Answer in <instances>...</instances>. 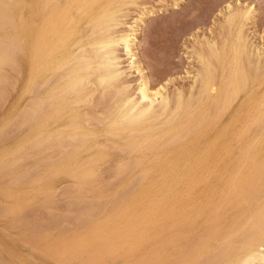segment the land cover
Here are the masks:
<instances>
[{
  "label": "bare ground",
  "instance_id": "6f19581e",
  "mask_svg": "<svg viewBox=\"0 0 264 264\" xmlns=\"http://www.w3.org/2000/svg\"><path fill=\"white\" fill-rule=\"evenodd\" d=\"M139 4V0H0V96L11 78L4 67H16L17 54L28 67L31 94L21 114H16L23 119H17L19 125H27V139L22 137L25 141L13 144L5 155L0 152V169H8L12 162L2 165L3 156H12L13 165L29 160L25 171L5 170L11 181H4L17 186L36 178L38 190L48 194V179L39 178L38 168L71 178L70 188L67 184L62 188L70 194H61L72 193L66 198L71 209L65 214L73 212V218L68 217L74 222H67L76 224L83 242L94 244L95 251L117 264L116 247L136 248L137 232L150 224L161 240L148 239L145 249L164 264L170 255L168 264H264V42L251 41L244 28V22L254 20L255 10L228 5L221 49L213 51L219 42L209 37L198 43L209 48L208 56L216 57L217 64L201 49L195 50L200 65L187 90L167 91L150 85L138 57L143 15L153 11L139 6L138 15L126 23L128 8ZM120 50L127 57L125 67ZM133 73L138 75L135 88L127 79ZM110 150L117 152L112 155ZM103 160L114 162L113 173L109 167L106 171L118 179L107 201L111 177L105 179L106 185L99 176L98 163ZM30 165L35 171L27 168ZM88 183L95 189L83 187ZM12 199L21 205L23 196L16 192ZM202 200L201 206H208L203 216ZM50 215L51 219L48 215L42 219L51 220L43 222L46 229H68L66 222L59 224L61 215ZM111 215L112 224L103 228ZM146 261L138 263H152Z\"/></svg>",
  "mask_w": 264,
  "mask_h": 264
},
{
  "label": "rangeland",
  "instance_id": "374dc122",
  "mask_svg": "<svg viewBox=\"0 0 264 264\" xmlns=\"http://www.w3.org/2000/svg\"><path fill=\"white\" fill-rule=\"evenodd\" d=\"M139 3L141 4L138 5V8L135 6H131V7L129 6L130 7L128 8L129 10L127 9L128 17H126L125 19H126V23L131 22L133 20V17L138 15V13L141 10L140 8H142L143 6H144L143 7L144 9L142 8L143 10L153 11L151 12L150 15L149 14L143 15V22L141 23L142 32L140 31L139 35L137 36L138 42L140 43L138 47V57L140 58L142 62V66L145 69V72L150 77V80H151L150 85H152V87L163 86L167 91L168 90L173 91V89L180 88V87H183L184 91L187 90L192 76L196 73V69H198L200 65L198 63V60H197V57L194 51L195 50L200 51L201 49L202 53L207 56L210 51L206 45L199 46L198 43H202V41L205 43V41H208L209 39H210L209 41H211L212 39H215L219 43L216 42L218 47L215 45V47L213 48V51H216L217 49H221L220 47L222 44L221 40L223 41V38L222 36H220L222 35V33L220 32H223V37H224L225 36L224 34H226L225 31H227L226 27L228 26L223 24L222 21L225 18V16H227V14L230 12L228 5L231 6V9H237V8L239 9V8H245V7L254 8L255 10L254 20L253 21L248 20L244 22V28H245V31L248 37L249 38L251 37V41H253L254 43H259V44L264 42L263 41L264 39V0H139ZM133 8H135L136 10ZM237 22H239V20ZM231 31H232L231 32L232 35L234 34V32H236V27L234 25L231 27ZM219 36L222 39H220ZM259 36H261L263 39L262 38L260 39ZM262 44L264 45V43ZM119 54L122 59L121 60L122 65L125 67V65H127L126 63L127 57H125L126 55H124V53L121 50ZM20 56L23 57L22 54L20 55L17 54L16 56L18 65L20 67H18L17 63H15L17 66L16 67L13 66L12 70H10L11 67H7V66L4 67V70L6 71L5 73L6 74L8 73L10 75L8 76L11 78L7 80L8 82L6 81L7 82L5 83L6 86H3L4 88H2L4 90V92L2 93H5V94L3 95L1 94L0 96L2 97L0 99V127H1V124L5 126V127L2 126L3 130L1 128V131L3 132L0 131L3 135V136L0 135V152L2 151V155H5V153L8 152L13 147L12 146L13 144L15 146L16 142L18 143V144L16 143V145H19V142L20 143L23 142L25 137L27 139V135H26L27 125L24 126L26 123L22 122L21 123L22 126H20L19 123L23 119L21 120L20 116L17 117V115L19 114L18 112L22 111L21 109L25 108V106L27 105L31 97V94L29 93L27 89L28 67L25 62L21 61L22 58ZM208 57L210 58V56ZM210 59L212 60V63L217 64L216 57H211ZM17 67L18 69H16ZM128 77L129 78L127 79L131 81L129 82L134 87L137 82L135 79L136 77H138V75L136 73H133V74H130ZM9 81L11 82V84H9L10 83ZM97 107L99 108L100 105L98 104ZM17 119L21 121L18 122ZM5 123H7V126L5 125ZM22 137H24V139H22ZM17 138L18 140L19 139L20 140L18 141ZM4 148L6 150L8 148L10 149L6 151ZM24 148L27 150L29 148V145L25 144ZM112 150H110V152ZM116 152L117 151L115 150V153ZM30 153L34 155L33 150H30ZM3 157L4 158L6 157V158L5 159L3 158L2 165H7L9 161H12L8 164L9 168L12 170L11 174H15V173L17 174L21 171H25V168H26L25 164H27V161L29 160L27 158H26L27 160H24L23 162L21 160V164H19L20 161H18V164H14L15 166L16 165L18 166L15 168V166L12 164L13 163L12 156L7 155ZM108 163H111V162L109 160H103L99 162L98 170L100 171L102 169L99 173L100 174L99 176L102 177L101 180L104 181L106 185L109 181L111 182L113 180L112 183L109 182V184L107 185V186L110 185L109 189L108 187H105L109 190V193L107 192L108 194L105 193L104 195L106 197L108 195L111 197L113 195H110V194L114 192V189H113L114 187L112 185L115 184L114 179L116 177L112 178L113 174L111 173L109 175V171L110 172L112 171L113 173V170L111 169V167L114 162L112 161L111 164H108ZM29 164L32 165V163H29ZM31 165L30 167L28 166L27 168H31ZM102 167L104 168V170ZM108 167H109V171H106V169L108 170ZM9 168L6 169V167H4L3 168L4 170L0 169V172H1L0 189L4 191L2 193V191L0 190V209H2L3 211L5 208L7 209V210L5 209L6 212H3L2 210H0V212L2 211L0 213V259L2 260V262L0 261V264H113V263H116L113 259L106 256L104 253L95 251L94 244L88 243L86 241L83 242L81 240L82 234L80 233V229L76 226L75 223L69 224L67 222V221L74 222L73 219L72 220L70 219L72 217L71 215L73 213L72 212L73 210L70 211L72 212L70 213L71 215L65 214L66 212L69 213L68 210H66V208L71 209L67 207L68 205L66 204L67 203L66 198L70 199L72 193L71 195L67 197L64 194L61 196V194L62 193L70 194L69 192H67L68 190L66 188H70V185L68 184L69 182L71 184L73 183V180H70L71 178L70 179L68 177L66 178V176H64L63 174H59L58 172L52 173L51 175V173L44 172V171L42 172V169L39 170L40 168H38V172L41 171L40 174L38 173L39 178H42L44 180L48 179V182L46 183V181H44L43 184L46 183V185L47 184L49 185L48 187L49 193L50 192L51 193L44 194L38 190L40 183L36 181V178H35V181L33 182L26 181L17 186H15L13 182L12 183L5 182L9 178L7 177L8 174H4V173H6L5 170L8 171ZM33 169L31 168L32 171ZM27 170L31 171L30 169H27ZM30 174H33V172H31ZM107 175L109 177H107ZM22 176L23 175H21V177ZM110 177L111 179L109 180L108 178ZM105 179H108L109 181L108 180L105 181ZM117 180L118 179H115V181ZM102 181H101V184L106 186L104 182L102 183ZM50 184H52L53 187ZM101 184L100 186H102L103 188V185ZM65 186H66L65 189L67 191L65 189H62ZM111 186L113 188H111ZM83 187L88 190L95 189V186L92 183L85 184L83 185ZM107 189L105 190L107 191ZM16 192L22 194L23 201L27 202L26 205L25 203H23L24 206L22 205L23 201L20 202L21 205H18L14 202V199H12V195ZM89 192L88 194H90ZM4 194H7V195H4ZM110 197L106 198V201L111 200ZM45 199H48L49 201ZM64 199L66 202H64ZM40 201H44V202H40ZM203 202L204 201L202 200L200 203V215L202 216L208 209L207 205L201 206ZM13 203L16 204L17 206V207L15 206L16 208H14ZM48 204L50 206H47ZM44 205L48 207L47 208L48 210H54V212L50 211L51 213H49L48 210L45 209ZM63 206H65L64 207L65 210L63 209ZM69 206L71 207V205ZM33 207L39 208V209H35ZM57 207H60V208H57ZM73 208L74 206L72 205V209ZM36 210H38V213ZM33 211L34 213L36 212L39 216L36 213L33 214L32 213ZM57 211L58 212L60 211L59 213H61V211H64V213L62 214H64L65 216H62V214H59ZM39 213H42V214L40 215ZM53 213L56 216L61 215L60 217H63L62 218L63 220L59 218L58 219L59 224L60 223L64 224L66 222V224L64 225H66V227L70 229L69 230L67 229L66 231L61 230L62 231L61 234H60L61 231H58L60 230L59 226L53 227L51 225L52 228L49 227L48 229H46L47 226L45 227V225H47V223L51 221V220H48V217H50L49 219H51L50 214L54 216ZM44 214L46 216L48 215V217L47 219L44 218V220H42L43 217L45 216ZM112 215L110 216V218L106 219V222L104 221L105 226H103V228L107 229L110 227V225L112 224L111 221L113 220ZM21 217L25 219L23 220ZM43 222H47V223L43 224ZM40 224L41 225L43 224L45 229ZM36 226L37 227L41 226V228H43L42 231L40 227L34 228ZM149 226L150 227H148L146 231L139 230L137 232V236L139 239L137 240V243H135V246H137L136 248H134L133 245L131 247L128 245H122V246L116 247L117 255L119 256V260L117 259L116 261H119L120 264H140L138 263V261H146L147 259L148 262L152 261L151 264H164L163 262L158 261L155 258L154 259L151 258V256L147 252L148 250L146 251L145 249L147 247L148 239H152V237L154 238L157 237L158 240H161L160 235L155 234L156 232L151 227L152 225L150 224ZM103 230L102 232L104 233ZM122 251H125V252H122ZM164 251H166V253L169 255L171 254V249L169 246H166ZM142 254H143L142 260H140L141 259L140 255ZM148 257L150 259H148ZM121 258H123V260H121ZM171 259H173V257L170 255L165 261V264H168L169 261H171Z\"/></svg>",
  "mask_w": 264,
  "mask_h": 264
}]
</instances>
